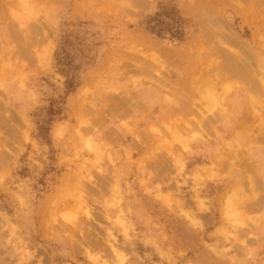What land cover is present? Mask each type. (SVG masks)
Masks as SVG:
<instances>
[{"label":"rangeland","instance_id":"374dc122","mask_svg":"<svg viewBox=\"0 0 264 264\" xmlns=\"http://www.w3.org/2000/svg\"><path fill=\"white\" fill-rule=\"evenodd\" d=\"M0 264H31L27 0H0Z\"/></svg>","mask_w":264,"mask_h":264}]
</instances>
